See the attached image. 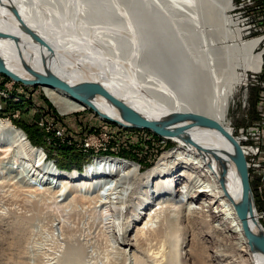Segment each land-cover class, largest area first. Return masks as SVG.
Segmentation results:
<instances>
[{
    "label": "bare ground",
    "instance_id": "bare-ground-1",
    "mask_svg": "<svg viewBox=\"0 0 264 264\" xmlns=\"http://www.w3.org/2000/svg\"><path fill=\"white\" fill-rule=\"evenodd\" d=\"M232 7L233 0H0V56L27 81L44 74L72 86L96 83L150 121L191 113L230 131L235 88L244 80L239 69L256 72L263 60V52H254L260 39L240 41ZM250 78L246 74L245 88ZM38 86L61 115L93 107L104 118L140 128L105 99L80 100L61 88ZM39 119L52 134L45 118ZM168 128L172 133L160 136L176 147L147 170L112 155L96 158L83 171H65L23 129L1 118L0 163L13 156L6 164H16L17 178L58 183L56 198L70 187L69 202L96 199L103 224L125 256L122 264H174L179 255L185 264H198L203 257L193 241L197 228L204 248L218 244L217 238L222 243L210 255L214 262L264 264V252L250 244L237 214L242 187L233 144L193 120ZM177 221L185 223L188 240L174 239ZM249 222L253 232L264 234L252 202ZM57 230L63 232L64 222Z\"/></svg>",
    "mask_w": 264,
    "mask_h": 264
},
{
    "label": "rangeland",
    "instance_id": "rangeland-1",
    "mask_svg": "<svg viewBox=\"0 0 264 264\" xmlns=\"http://www.w3.org/2000/svg\"><path fill=\"white\" fill-rule=\"evenodd\" d=\"M240 2L243 7L234 10L235 4ZM229 16L241 29L240 41L260 39L254 52H263L261 50L263 45H260L263 33L255 32L250 35L246 32L248 30L246 26L249 22L264 28V0H233ZM235 41L237 42V39ZM253 71L252 69H239V72L244 75V80L235 88L234 100L227 119V127L231 133L233 126L244 127L256 119L258 89L250 84L246 93L243 85L246 82V74L250 76ZM12 82L15 83L16 88L5 85H11ZM21 88L30 93L23 92ZM42 92H44L42 86L25 85L22 82L9 79L8 76L7 78L0 76V112H3L0 119L8 120L5 118L11 116V113L19 115L15 120H9L15 126L22 123L35 129L42 139V143L38 146L44 148L48 160L55 161L57 166L61 162H68L72 165V169H63L65 171L77 169L75 166L77 164L82 165V169L85 170L87 165L96 158L112 155V157L136 162L140 164L142 170H147L157 163L162 154L165 155L176 147L174 142L165 141L162 136L149 129L138 128L145 131H141L143 133L136 132L133 126H131L132 128L122 126L104 118L92 108L61 115L54 102L48 100ZM246 95V105H243L245 102L243 97ZM34 97L36 101H34ZM5 100H7L6 104H3L2 102ZM236 100L238 105L233 107ZM43 104L49 111L58 114L57 117L66 125V134L72 135V137L77 138L93 130L108 132L118 130L116 138H111L109 145L115 147L119 155L95 152V147L94 150L86 151L84 148L77 147L76 144H69L67 141L54 138L52 134H47L45 128L39 125V118H45L43 108H46ZM16 121L17 124H15ZM65 146L72 149L70 151L72 156L66 157L64 149H62ZM11 153L13 155V152ZM75 153L76 156H74ZM12 158L13 156L11 159L6 158L4 162L0 163V264L124 263L125 256L118 252L112 233L103 224L99 207H96L99 205L96 199L78 196L74 201L69 202L70 187H68V191L66 190L64 194L56 198L58 183L47 185L44 181L32 179L30 175L23 176L22 180L17 178L19 170L15 169L16 164L13 167L6 164L10 160L13 162ZM5 170L7 171L5 172ZM61 222H64L63 232L57 230ZM173 231L176 233L174 239L185 240L186 237L187 240L189 239L190 233L186 235L185 223L177 221L173 224ZM195 231L197 237L193 241L199 242L200 256L203 257L198 260V264L221 263L220 260L214 262L210 257L214 251L223 246L219 239L217 238L218 244H210L211 248H204L202 242L204 237L201 236L204 233L199 228ZM212 234L217 236L219 232ZM179 247L181 246L179 245ZM69 254H73V256ZM62 259L64 260L61 263ZM174 264L185 263L181 261L179 255Z\"/></svg>",
    "mask_w": 264,
    "mask_h": 264
},
{
    "label": "built area",
    "instance_id": "built-area-1",
    "mask_svg": "<svg viewBox=\"0 0 264 264\" xmlns=\"http://www.w3.org/2000/svg\"><path fill=\"white\" fill-rule=\"evenodd\" d=\"M242 7L243 4L241 2L239 4L237 3L235 4L234 10H239ZM246 27L248 29L246 32L250 35L255 34V32L263 33L260 45H263L261 50L264 52V28L258 26L256 23L249 22ZM250 76L249 85H247L245 89L248 91L250 84H253L256 89H258L256 94V119L244 127L238 128L233 126L232 134L241 145L243 153L246 157L250 183L255 200L257 219L264 226V59L262 60L259 70L252 72ZM5 85L16 88L15 83L13 82L11 85ZM21 90L23 92L30 93L26 89L21 88ZM243 100H245L243 105H246L247 95L243 97ZM237 105L238 102L236 100L233 103V107ZM44 107L46 109L42 108L45 113V122L48 125V132L52 133L54 136L61 137L62 140L67 141L69 144H76L79 148L95 147V150L98 152H107L119 155L118 150L109 145L111 138H116L114 134L109 132L106 133L101 130H93L84 135H80L77 138L72 137V135L66 134V125L62 120L58 119V114L53 111H49L45 105ZM11 114V116L5 119L15 120L19 117L16 113Z\"/></svg>",
    "mask_w": 264,
    "mask_h": 264
},
{
    "label": "water",
    "instance_id": "water-1",
    "mask_svg": "<svg viewBox=\"0 0 264 264\" xmlns=\"http://www.w3.org/2000/svg\"><path fill=\"white\" fill-rule=\"evenodd\" d=\"M0 74H4L8 77H11L15 81H19L25 84L30 85H51L58 88H61L65 92H68L77 99L83 100L88 98L100 97L109 102L114 103L125 113V120L132 123L135 127L140 128H149L153 132L159 135H167L172 133L168 128L171 124L177 121L193 120L197 121L203 125L212 127L220 131L234 146L235 149V163L239 172L241 187H242V203L237 206V214L242 221L245 235L248 238L251 245H255L264 252V234H257L252 231L250 227L249 217H250V205L251 202L255 206L254 195L250 183L249 169L247 165L246 157L243 153L241 145L235 139L233 134L228 131L222 124L219 122L199 114H180L163 121H150L133 108L127 105L123 100L116 97L114 94L106 90L103 86L96 83H82L76 86H72L67 82H64L60 79H57L53 76H47L44 74H37V77L33 81H27L22 77L18 76L12 72L4 63L0 56ZM93 108V107H92ZM255 209V208H254ZM261 224V223H260Z\"/></svg>",
    "mask_w": 264,
    "mask_h": 264
},
{
    "label": "trees",
    "instance_id": "trees-1",
    "mask_svg": "<svg viewBox=\"0 0 264 264\" xmlns=\"http://www.w3.org/2000/svg\"><path fill=\"white\" fill-rule=\"evenodd\" d=\"M0 76L7 78V76L4 74H1ZM2 114H3V112H0V115H2ZM15 124H17V121L15 122ZM17 125H16L17 127H20L21 129H23L24 132H26V134L28 135L27 137L31 141L32 145H34L36 147H40L38 145L42 143V139H41V136L36 132L35 129H32V128H30V127H28L22 123H18ZM62 149H64L63 151L65 152L66 157L72 156V154H71L72 152H70L72 150L71 148L65 146V147H62ZM76 155L77 154L75 153L74 156H76ZM75 166H76L77 170H79V171L83 170L82 165L77 164ZM58 168L59 169L61 168V170H63V169L70 170V169H72V165L68 162L67 163L61 162L58 165Z\"/></svg>",
    "mask_w": 264,
    "mask_h": 264
},
{
    "label": "crops",
    "instance_id": "crops-1",
    "mask_svg": "<svg viewBox=\"0 0 264 264\" xmlns=\"http://www.w3.org/2000/svg\"><path fill=\"white\" fill-rule=\"evenodd\" d=\"M132 128V127H131ZM133 129H135V131L136 132H140V133H143V132H141V131H145V130H139L138 128H133ZM128 131V130H127ZM130 131V130H129Z\"/></svg>",
    "mask_w": 264,
    "mask_h": 264
}]
</instances>
